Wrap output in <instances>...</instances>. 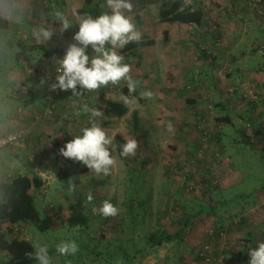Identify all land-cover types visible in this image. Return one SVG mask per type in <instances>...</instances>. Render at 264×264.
Here are the masks:
<instances>
[{
  "label": "rangeland",
  "instance_id": "rangeland-1",
  "mask_svg": "<svg viewBox=\"0 0 264 264\" xmlns=\"http://www.w3.org/2000/svg\"><path fill=\"white\" fill-rule=\"evenodd\" d=\"M163 1L156 0V4L150 6L149 16L144 15V11L140 16L141 10L134 6L140 3L130 0L132 10L128 16L132 17L136 30L144 31L138 25L139 15L141 21L153 24L149 36L157 40L155 47L142 49V55L136 57H130L125 47L117 49L124 57L123 63L130 65L128 75L136 82L135 91H130L128 81L124 79L111 83L113 89L89 90L81 113L75 110L78 98L65 97L66 105L57 109L51 119L35 127L34 116L45 110L46 105L42 110L28 112L21 98H26L30 90L37 97L42 93L45 95L46 69H57L68 47L79 44L74 35L79 31L80 19L88 17L83 12L86 0H66L62 14L58 12L57 4L46 12L47 0H0L3 20L0 68L11 80L10 87L1 85L5 89L0 91V116L3 119L0 125L7 126L9 132L18 129H29L30 132L24 147L2 150V160H10L7 151L26 156L23 153L31 146L29 159L22 157L19 163L28 165L31 159L51 177L48 195L40 196L39 201L36 198V204L41 213L45 204L50 215L60 214L58 225L50 232L42 233L32 225L24 227L37 250L33 264H39V249L44 246H47L50 264H122L126 261L133 264H249L250 250L258 249L264 242V192L260 190L264 182V21L250 8V0H188V4L201 7L206 13L204 32L226 31L215 50V45L209 46L199 36L203 32L192 28L189 31L191 53L182 55L187 58L181 56L183 62L176 64L177 52H169L170 46L175 44L162 41L161 31L168 24L158 25L157 16ZM103 2L93 0L91 8L98 13L96 8ZM232 10L234 14L230 13ZM61 17L70 21L67 29ZM41 28L50 33L49 38H37L35 33ZM20 42L59 53L27 70L16 69L9 73L15 48L11 46ZM106 48L112 46L106 44ZM87 50L90 57L95 55L89 45ZM200 50H205L209 57L200 58ZM157 54L159 60H156ZM154 60L158 73L152 79L150 62ZM183 67L185 72H181ZM25 77L34 78L30 88L20 85ZM244 84L260 95L252 124L241 117L245 112L251 114L246 101L242 100L243 95L238 92L235 98L227 97L229 88L234 85L241 88ZM124 88L129 90L130 98L123 92ZM187 98L197 103L189 106ZM109 99L127 105L128 114L123 118L107 116L105 101ZM143 100L148 101L147 105ZM210 102L215 104L214 117L223 115L216 104L224 102L233 123L218 124L223 133L220 143L210 139L205 161L198 167L197 175L187 177L184 166L201 144L198 118L206 115L204 112ZM87 107L89 113H85ZM134 112L138 113L141 124L137 135L133 132ZM29 113L32 124L22 123ZM87 124L101 127L112 141L105 146L114 160L107 166V173L103 167L99 172L95 168L87 172L82 161L73 160L70 166L62 164L65 157L61 149ZM48 125L53 127L48 128ZM260 125L263 134L255 133ZM36 129L41 133L54 131L44 132L43 146L34 149L35 143L29 144V141ZM119 135L127 143L130 140L136 142L134 152L124 155L118 152L116 137ZM33 153L40 155L33 160ZM10 164L6 163L7 168L0 172V183L17 174ZM61 168L70 175L65 181L59 175ZM243 194L249 199H242ZM254 195L258 198L255 202ZM236 196L238 203H232ZM79 200L84 208L79 212L70 210L69 206ZM105 201L117 209L114 215L103 214ZM188 217H191L190 226L180 245L175 242L160 248L145 247L146 240L153 235L181 230ZM212 231L214 237L210 235ZM248 233L253 235L251 241L246 239ZM61 243L74 244L75 251L60 253L57 246ZM207 246L210 247L208 263L200 259L201 251Z\"/></svg>",
  "mask_w": 264,
  "mask_h": 264
},
{
  "label": "trees",
  "instance_id": "trees-1",
  "mask_svg": "<svg viewBox=\"0 0 264 264\" xmlns=\"http://www.w3.org/2000/svg\"><path fill=\"white\" fill-rule=\"evenodd\" d=\"M154 0H137L143 7H148L151 2ZM106 3L104 0L103 5ZM57 4L59 7L58 12L64 13L65 7L67 5L66 0H47L46 12H50L53 5ZM93 4V0H86L85 7L83 12L87 16H91L96 18V12L91 8ZM264 6V0L262 2ZM141 10L144 8H140ZM139 9V10H140ZM206 13L203 8L198 7L194 4H188V0H164L163 6L158 14V19L160 22L165 24H181V25H194V26H202L206 21ZM55 18V15L53 16ZM3 20L0 17V28L2 26ZM167 35V34H166ZM129 48L135 49L140 47H153L156 45L154 40H141L139 42H131L127 44ZM13 49L12 61L13 65L9 66V70L7 72H15L16 69L27 70V68H31L36 66L39 63H43L45 59H51L55 55L59 53L58 50H47L42 46L34 45L31 43L24 44L18 43L11 46ZM90 46V45H89ZM91 47V46H90ZM92 48V47H91ZM207 56V52L204 50H200ZM87 53L90 55L89 51ZM209 57V56H207ZM4 69L0 68V91L3 92L4 87H10L11 84L10 78L5 75ZM6 81L7 84H3ZM34 81L32 77H25L23 81L20 82V85L23 88H30V84ZM1 85H4V87ZM100 88L110 89L108 85H101ZM31 92L26 96V98H21V102H23V106L29 108L34 102L35 92L30 90ZM123 92L125 95L130 98V92L128 89L124 88ZM135 93V92H134ZM183 94L182 92L180 93ZM244 101V99H242ZM187 104L192 106L195 104V101L187 99ZM246 101V100H245ZM247 107L250 108L251 114L245 112L241 115L242 119L248 121L249 123L253 122V113L258 109V103L252 101H246ZM216 108L222 111L221 117H216V123H226L228 125H232V117L230 111L228 110L227 105L224 102H218L216 104ZM207 108L204 113H206ZM129 112V108L127 105L119 103L114 100H106L105 101V114L114 118H123ZM215 113V111H214ZM134 124H133V132L137 135L141 130L140 119L137 112H134L132 115ZM251 121V122H250ZM0 122H3L2 117L0 116ZM86 127V126H85ZM254 128V127H253ZM255 133L263 134L261 125L255 129ZM223 136V133L220 130L216 133L215 136H212L210 139L212 142L220 143V139ZM243 136L246 137V134L243 133ZM117 147L118 152L121 155H124V146L127 144V141L121 136H117ZM250 141V138L248 139ZM199 149V148H198ZM197 149V150H198ZM93 168H89L86 166V171H90ZM59 175L61 179L64 181L67 180L69 174H66V170L63 168L60 169ZM44 182L43 180L37 176L36 174L32 175H12L11 177H7L5 181L0 183V263L1 264H33L36 260V247L33 243L32 238L28 240L29 236L25 230V237L23 238H13L11 234L13 230L9 226L22 224L24 227L34 226L42 233L50 232L56 228L59 222L60 214L56 212V214H48L44 215L39 210L36 204V197L32 194V190H39L42 194ZM260 190L264 192V182L260 187ZM43 195V194H42ZM44 196V195H43ZM243 196V197H242ZM242 199H249L248 196L243 194ZM235 200H232V203H238V196L235 197ZM257 196L254 195V202L257 201ZM84 208V204L81 200L78 202L72 203L69 206V209L72 211H81ZM55 213V212H54ZM191 217L184 220L183 228L175 233H160L159 235H153L151 238L146 240L145 247L154 248V247H163L164 245H170L173 243H180L183 241V238L189 229ZM217 235V234H216ZM220 237V236H219ZM250 233L247 234L248 241H251ZM202 252V251H201ZM4 253V254H3ZM201 254V253H200ZM139 258V257H138ZM200 259L201 256H200ZM138 260V259H137ZM136 262V261H135ZM134 262V263H135ZM122 264H133V263H122Z\"/></svg>",
  "mask_w": 264,
  "mask_h": 264
},
{
  "label": "clouds",
  "instance_id": "clouds-1",
  "mask_svg": "<svg viewBox=\"0 0 264 264\" xmlns=\"http://www.w3.org/2000/svg\"><path fill=\"white\" fill-rule=\"evenodd\" d=\"M107 6L111 12L93 18L88 16L81 18L79 31L74 35V39L79 44H72L68 47L63 58L59 60L57 68L58 84H53L52 88L73 89L79 83L83 87L94 90L109 82L116 84L121 79L128 81L130 91H135L136 82L129 74L130 65L123 63L124 57L117 53V49H122L130 42H139L141 33L136 30L132 17L125 15L122 10L131 12L132 4L130 0H107ZM63 26L67 29L70 21L61 17ZM38 39H47L50 33L41 28L35 33ZM110 44L112 48H106ZM82 45V46H80ZM88 45H91L95 55L90 57L87 53ZM151 96V93H146ZM112 141L107 137L106 132L101 127L93 124L91 127H84L76 134L74 139L66 142L61 149L65 158L82 161L89 168H95L99 172L102 167L107 173V166L114 163L110 158L109 151L105 147ZM136 142L130 140L124 146V153H132L136 148ZM92 199L91 195L88 197ZM117 209L105 201L102 212L105 215H114ZM60 253L75 251L74 244L61 243L57 246ZM47 246L39 249V264H50L47 258ZM251 260L249 264H264V242L259 244L258 249H251Z\"/></svg>",
  "mask_w": 264,
  "mask_h": 264
},
{
  "label": "built area",
  "instance_id": "built-area-1",
  "mask_svg": "<svg viewBox=\"0 0 264 264\" xmlns=\"http://www.w3.org/2000/svg\"><path fill=\"white\" fill-rule=\"evenodd\" d=\"M263 0H250V8L253 9L256 13H258L259 17L264 20V6L262 4ZM91 46V45H90ZM106 47V45H105ZM47 72V84L45 86V100H46V108L45 110L39 112L34 116L35 122L33 123L36 127L42 121H47L56 114L57 109H59V104L63 102L66 98H78V104L75 107L77 113L82 112V108L84 107V102H87V98L89 97V89L83 87L79 83L76 85L75 91L71 88L63 90L59 87L53 89V84H58L57 80V69L50 70L46 69ZM110 89H113V85L111 82L107 84ZM106 86V85H105ZM240 92L243 95L244 100L258 102L260 99V95L254 89H252L248 85H242L241 88L239 86L234 85L228 89L227 97L235 98L237 93ZM215 110V104L210 102L207 108V112L205 116H200L198 118V130L201 133V144L199 149L196 151L193 157L190 158L188 163L184 166V173L187 177L190 175L196 176L198 173V167L202 162L205 161V156L207 155L209 148V141L212 136H215L218 130L222 129V126H219L216 123V117L213 116ZM93 124L86 125V127H91ZM85 127V126H84ZM250 128V125L247 126ZM29 129H18L15 132H11L5 135L0 136V152L4 149L9 148H19L24 147L26 140H28ZM40 154L33 153V160L37 159ZM217 155V154H216ZM33 162V161H32ZM11 177V176H9ZM39 177L43 180L44 185L42 190V194L44 196L48 195L47 188L51 185V177H48L46 174H39ZM13 230L11 236L13 238H23L25 237V228L22 224L9 226V229ZM212 237L215 236V233L212 231L210 234ZM223 236L222 234H220ZM30 238H28L29 240ZM210 251V247L207 246L200 254L202 260L208 263L210 260L208 259V252ZM4 254V253H3Z\"/></svg>",
  "mask_w": 264,
  "mask_h": 264
},
{
  "label": "crops",
  "instance_id": "crops-1",
  "mask_svg": "<svg viewBox=\"0 0 264 264\" xmlns=\"http://www.w3.org/2000/svg\"><path fill=\"white\" fill-rule=\"evenodd\" d=\"M131 1L132 2H137V0H131ZM158 1H162V0H158ZM101 3H102V1H101ZM151 3L152 4H150L148 7H143L141 4L138 5V6L134 4V6H136L138 9L144 8L142 10L140 9L141 11H140V13H138L140 16H141V12H143V11H144V15L149 16L148 14L150 13V11H152V8L150 6L155 5L156 4V0H154ZM161 5L163 6V2H162ZM162 6H160V7L162 8ZM161 8H159V11L161 10ZM96 9H97L96 11H98V13H96L97 14L96 18L98 16L104 14V12H109V13L111 12V8L107 6V0H106V3L104 5L101 4ZM247 9L249 11L248 7H247ZM122 11L124 12L125 15H129L130 14V12L128 10H122ZM230 13L234 14L233 10H232V12L230 11ZM249 13H251V12L249 11ZM139 15H137L138 25L141 27L142 30H144L141 33L140 41L145 39V40H154L155 42H157V40L155 38H153V37L151 38V36H149L150 35L149 31H151V28H152L153 24H151L150 22H147L146 20L141 21V17ZM157 19H158V16H157ZM262 21H264V20H262ZM158 23H159L158 25H160V26H165V25L167 26V24L162 23L159 20H158ZM171 26H172V28H171ZM224 26H225V24H224ZM192 28L193 29L194 28L198 29V32H203V34L202 35L199 34V36H202L205 39V42L207 44H210L209 46H214L215 45V47H214L215 50L218 49L217 48L218 47L217 43H219V42H221L223 40L222 39V38H224L223 37L224 36L223 33H224V31H226V30L223 29L222 31H218V30L212 31L211 34L208 31L206 33V32L203 31V30L206 29V22H204V24L202 26H194V25L188 26V25H181V24H168V27L161 31L162 41L164 40L168 44H175L172 47L170 46L169 52L170 53L177 52L178 56H177V59H176V61H177L176 64H179V62L180 63L183 62L182 58H181L182 55H186V54H190L191 53V51H190V47L191 46H190V41H189V39H190L189 31H191ZM220 35H221V37H220ZM238 41H240V39H238ZM163 47H165V46H163ZM144 48H148V47H143V48L140 47V48H135L134 50L133 49L131 50L128 45L125 46V50L128 51V53L130 54V57H136L137 55H142L141 50L144 49ZM158 56L159 55L157 54L156 55V57H157L156 60H159ZM186 56L185 57L182 56V57L186 59L187 58ZM203 56H205L204 53L200 52L199 57L202 58ZM188 58H190V57H188ZM155 62H157V61L154 60V61L150 62V65L153 66L152 72H150V74H149L150 78H152V79H155V77H156V75L158 73V70L155 69V66H154ZM179 68H180V66H179ZM181 72H185L184 67L181 70ZM33 99H34V101H33L34 103L26 111H28V112L31 111L32 112L34 110L38 111V110H42V109L45 108L46 101H45V95H43V93L39 97H37V94L35 93V97ZM148 99H149V97H148ZM187 99L192 100L191 98H187ZM192 101H194V100H192ZM64 102H68L67 99H65ZM64 102H61L59 104L60 105L59 110H61L62 106L66 105ZM143 103L147 105L148 101L145 102V100H143ZM196 103L197 102H195V104ZM89 106L91 107V105H89ZM66 111H67V109H66ZM89 111H90L89 107H87L85 113H89ZM32 120H33V118H32V116L29 113V117L23 118V122L22 123H25V124H30L31 123L32 124ZM65 123H67V121H65L64 124ZM0 126H1L0 127V135H2V134L5 135L6 133L7 134L11 133V132H9L7 126H5V125H0ZM47 127L48 128L49 127H53V125H51V126L48 125ZM42 129H44V127H42ZM10 130H11V128H10ZM53 131L54 130H50V131L44 130V132H48V133H53ZM44 132L41 133L40 130L36 129L34 131V133H33L34 135L32 134L31 139L29 141V144L30 143H33V144L35 143L33 145L34 149H36L38 147L41 148L43 146L44 139L46 138V135L44 134ZM62 133L64 134L65 131L62 130ZM57 144H58V142H56V145ZM26 150L27 151H24V153H23V155H26V156L20 155V152L14 151V153H15L14 154V153H11L10 151H7L6 155L7 156L10 155V157L8 156L10 158V160L8 158H6L7 159L6 161L2 160L3 155L1 156V152H0V158H1L0 159V172L4 171V169L7 168L6 167V163L7 164L11 163L10 166L14 167L15 171H16L15 173H17L15 175H18V174H21V175H32V174H34L35 175L36 174L37 176H39V174H43V172L40 170L39 166L34 164V162H32L31 159H30L31 162L29 161L28 165L27 164L25 165V163H24V165L19 163L21 161L20 159L22 157H25V159H26V157H28V159H29V153L31 152L32 147L29 146ZM11 159H13V162L11 161ZM62 162H63L62 164H65V165L67 164L68 166H70V164L73 162V159L63 158ZM31 193L35 195V197L37 198L38 201L41 200L40 196L46 197V196H43L39 192V190L38 191L37 190H32ZM42 209H43L44 215H48L49 214L48 212H46L45 204L43 205Z\"/></svg>",
  "mask_w": 264,
  "mask_h": 264
}]
</instances>
